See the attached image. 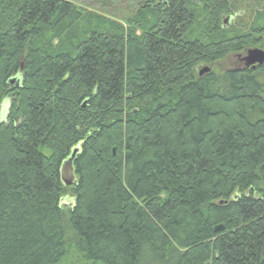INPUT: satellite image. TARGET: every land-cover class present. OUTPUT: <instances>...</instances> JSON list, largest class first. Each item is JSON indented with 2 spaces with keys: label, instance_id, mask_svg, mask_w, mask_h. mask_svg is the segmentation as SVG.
<instances>
[{
  "label": "trees",
  "instance_id": "trees-1",
  "mask_svg": "<svg viewBox=\"0 0 264 264\" xmlns=\"http://www.w3.org/2000/svg\"><path fill=\"white\" fill-rule=\"evenodd\" d=\"M96 1L0 0V264H264V0Z\"/></svg>",
  "mask_w": 264,
  "mask_h": 264
},
{
  "label": "rangeland",
  "instance_id": "rangeland-1",
  "mask_svg": "<svg viewBox=\"0 0 264 264\" xmlns=\"http://www.w3.org/2000/svg\"><path fill=\"white\" fill-rule=\"evenodd\" d=\"M131 1H132L131 3H137V1L135 2L134 0H131ZM75 2H77L80 5H83L86 8L95 9V10L97 9L98 11L105 13V14L109 12V14L113 15V12H114L113 9L107 8V6H104L101 2H97L96 0H75ZM135 5H133L131 8H134ZM118 13L119 12H117V14ZM225 17H227V16H225ZM225 17L223 19H225ZM230 21H231L230 23H237V20H236V18H234V16H233V18L230 19ZM262 49H264V48H262ZM246 55H247V49H245L242 52L232 53V55H228L224 60H222L221 62H219L215 66L212 64L208 65V66H210L211 68H215V67L218 69L220 68L222 70L239 68L240 66L244 67L243 62L240 60L239 57L242 58V57H245ZM241 63H242V65H241ZM205 66H207V65L202 66L200 69H202ZM7 108H8V100L5 99L2 102V109H1V115L2 116L5 115L4 113H5V110H7ZM62 202H64V201H62ZM60 264H87V263H85L81 254L78 253V255H77L74 253V254L69 255L64 260V262L60 263Z\"/></svg>",
  "mask_w": 264,
  "mask_h": 264
},
{
  "label": "water",
  "instance_id": "water-1",
  "mask_svg": "<svg viewBox=\"0 0 264 264\" xmlns=\"http://www.w3.org/2000/svg\"><path fill=\"white\" fill-rule=\"evenodd\" d=\"M242 62L245 64L246 67H252L255 68L258 65H262L264 63V49L259 48V47H253V48H249L247 49V55L245 57L241 58ZM205 71L210 70V67H205L204 69ZM15 81H17L18 83L20 82V78L19 77H14V79L11 81L12 83H14ZM78 152V149H75L72 152V155L67 158L62 166H61V176H62V180L66 185H71L74 183L75 181V172H74V168H73V159L76 156ZM63 206L65 207L66 205H73V201H69L66 202L64 201Z\"/></svg>",
  "mask_w": 264,
  "mask_h": 264
},
{
  "label": "flooded vegetation",
  "instance_id": "flooded-vegetation-1",
  "mask_svg": "<svg viewBox=\"0 0 264 264\" xmlns=\"http://www.w3.org/2000/svg\"><path fill=\"white\" fill-rule=\"evenodd\" d=\"M225 24H226V21H225ZM230 55H232V54H230ZM238 58V57H237ZM240 58V60H241V57H239ZM242 61V60H241ZM244 64V63H243ZM241 65H242V63H241ZM242 66H240L239 68H241ZM242 68H246V69H248L247 67H245V64H244V67H242Z\"/></svg>",
  "mask_w": 264,
  "mask_h": 264
}]
</instances>
